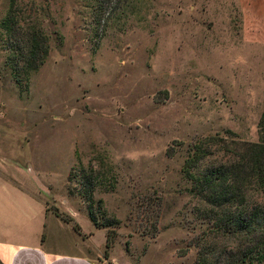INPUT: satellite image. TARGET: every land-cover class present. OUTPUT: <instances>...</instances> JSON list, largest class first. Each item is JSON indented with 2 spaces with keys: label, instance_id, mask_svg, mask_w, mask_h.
<instances>
[{
  "label": "rangeland",
  "instance_id": "374dc122",
  "mask_svg": "<svg viewBox=\"0 0 264 264\" xmlns=\"http://www.w3.org/2000/svg\"><path fill=\"white\" fill-rule=\"evenodd\" d=\"M34 26L49 52L17 83L6 58ZM263 111L264 0H0V180L46 206L47 247L80 245L96 264H193L205 224L181 174L189 146L257 143ZM212 150V163L230 155ZM73 167L103 175L93 210L106 227L91 223ZM246 203L264 208V189Z\"/></svg>",
  "mask_w": 264,
  "mask_h": 264
},
{
  "label": "trees",
  "instance_id": "16d2710c",
  "mask_svg": "<svg viewBox=\"0 0 264 264\" xmlns=\"http://www.w3.org/2000/svg\"><path fill=\"white\" fill-rule=\"evenodd\" d=\"M12 8L10 6L9 10ZM92 21L99 25L104 22L102 14H94ZM1 28L11 31L9 19L5 18ZM24 45L13 44L6 58L12 76L19 83L20 73L28 76L44 63L49 52L48 36L39 27L28 28L23 34ZM261 139L257 143L239 146L232 143L219 144L222 140L214 136L193 142L181 167L182 177L189 182L188 193L203 206L195 207L196 218L205 224L195 242L198 248L193 264H252L264 262V208L249 206L246 193L250 189H264V111L259 122ZM231 135L230 131H226ZM223 141V140H222ZM224 142V141H223ZM229 153L227 159L209 162L214 152ZM204 162L206 164L202 165ZM69 181L80 180L78 194L86 203L88 217L96 228L106 227L95 217L94 191L102 185L103 175L88 172L83 167H73ZM76 228L77 226L74 225ZM110 244H105V255Z\"/></svg>",
  "mask_w": 264,
  "mask_h": 264
},
{
  "label": "crops",
  "instance_id": "0c3cea01",
  "mask_svg": "<svg viewBox=\"0 0 264 264\" xmlns=\"http://www.w3.org/2000/svg\"><path fill=\"white\" fill-rule=\"evenodd\" d=\"M48 216L46 206H34L29 190L0 180V264H96L80 245L47 247L42 236Z\"/></svg>",
  "mask_w": 264,
  "mask_h": 264
}]
</instances>
